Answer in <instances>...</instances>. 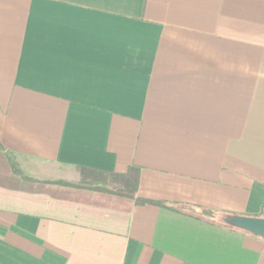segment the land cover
<instances>
[{
  "label": "crops",
  "instance_id": "1",
  "mask_svg": "<svg viewBox=\"0 0 264 264\" xmlns=\"http://www.w3.org/2000/svg\"><path fill=\"white\" fill-rule=\"evenodd\" d=\"M132 169L166 207L42 184ZM229 214L264 217V0H0V264H264Z\"/></svg>",
  "mask_w": 264,
  "mask_h": 264
},
{
  "label": "trees",
  "instance_id": "2",
  "mask_svg": "<svg viewBox=\"0 0 264 264\" xmlns=\"http://www.w3.org/2000/svg\"><path fill=\"white\" fill-rule=\"evenodd\" d=\"M12 169H14L15 171V166L16 164L14 163V160L11 158L10 160ZM135 169L131 170V173L127 178V180L125 179H121L123 181L124 187L120 188L118 190H110L108 188H95L92 185H87L85 183L83 184H78V185H74V184H69V183H65V182H55V183H42L48 187L51 188H55L56 190H60L62 192V190H66V189H75L76 190H87V191H92V192H97L102 201L103 204L107 205V206H115V207H120L122 209H126L129 206H133V205H147V204H153L159 207H166V205L162 204V203H155V202H150V201H146V200H142L136 197V190H137V181L134 179V176H132L133 178H131V175H134ZM125 178V177H124ZM29 183L32 184H41L38 183L37 181H32V180H26ZM202 217L205 218H209L211 220H216L218 213L215 214V212H211V211H203L202 214H199ZM229 217H237V215H228ZM198 220L200 219L199 217H196ZM259 218H264V217H259ZM210 222V221H209ZM219 226L221 227H226L229 228V226H227L226 224H224L223 222L219 221ZM231 230H235L233 228H229ZM259 238V237H257ZM261 239V238H260ZM264 240V239H262Z\"/></svg>",
  "mask_w": 264,
  "mask_h": 264
},
{
  "label": "water",
  "instance_id": "3",
  "mask_svg": "<svg viewBox=\"0 0 264 264\" xmlns=\"http://www.w3.org/2000/svg\"><path fill=\"white\" fill-rule=\"evenodd\" d=\"M223 223L235 230L249 233L255 237L264 239V218L252 217H227L223 219Z\"/></svg>",
  "mask_w": 264,
  "mask_h": 264
},
{
  "label": "rangeland",
  "instance_id": "4",
  "mask_svg": "<svg viewBox=\"0 0 264 264\" xmlns=\"http://www.w3.org/2000/svg\"><path fill=\"white\" fill-rule=\"evenodd\" d=\"M102 181L100 184L110 190H118L120 188L124 187L123 181L121 179H114L111 177H106L104 179H101Z\"/></svg>",
  "mask_w": 264,
  "mask_h": 264
}]
</instances>
